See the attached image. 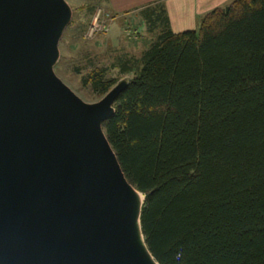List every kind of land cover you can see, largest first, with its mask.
<instances>
[{
    "label": "trees",
    "instance_id": "1",
    "mask_svg": "<svg viewBox=\"0 0 264 264\" xmlns=\"http://www.w3.org/2000/svg\"><path fill=\"white\" fill-rule=\"evenodd\" d=\"M159 7L161 31L102 125L144 196L145 246L157 264H264V0L179 34ZM84 85L103 96L115 82L94 71Z\"/></svg>",
    "mask_w": 264,
    "mask_h": 264
},
{
    "label": "water",
    "instance_id": "2",
    "mask_svg": "<svg viewBox=\"0 0 264 264\" xmlns=\"http://www.w3.org/2000/svg\"><path fill=\"white\" fill-rule=\"evenodd\" d=\"M69 16L64 0H0V264H141L102 130L128 83L88 105L56 77Z\"/></svg>",
    "mask_w": 264,
    "mask_h": 264
},
{
    "label": "rangeland",
    "instance_id": "3",
    "mask_svg": "<svg viewBox=\"0 0 264 264\" xmlns=\"http://www.w3.org/2000/svg\"><path fill=\"white\" fill-rule=\"evenodd\" d=\"M64 2L70 16L58 42L53 71L81 101L93 105L105 95H96L84 81L92 72L102 71L107 81L115 82L113 88L127 84L139 71L143 53L161 31V10L147 5L131 14H117L107 6V0ZM126 65L130 71L123 73Z\"/></svg>",
    "mask_w": 264,
    "mask_h": 264
},
{
    "label": "crops",
    "instance_id": "4",
    "mask_svg": "<svg viewBox=\"0 0 264 264\" xmlns=\"http://www.w3.org/2000/svg\"><path fill=\"white\" fill-rule=\"evenodd\" d=\"M232 1L234 0H107V6L117 14H131L147 5L161 6L170 30L179 34L197 31L207 13L217 8H225Z\"/></svg>",
    "mask_w": 264,
    "mask_h": 264
},
{
    "label": "bare ground",
    "instance_id": "5",
    "mask_svg": "<svg viewBox=\"0 0 264 264\" xmlns=\"http://www.w3.org/2000/svg\"><path fill=\"white\" fill-rule=\"evenodd\" d=\"M127 190L130 200L129 237L133 252L141 264H157L148 252L141 233L140 212L143 195L136 192L130 185H127Z\"/></svg>",
    "mask_w": 264,
    "mask_h": 264
}]
</instances>
